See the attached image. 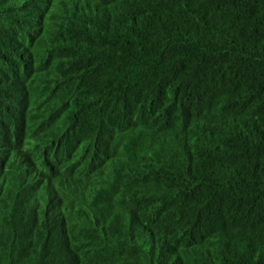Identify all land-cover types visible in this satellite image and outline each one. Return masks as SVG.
<instances>
[{
  "label": "trees",
  "instance_id": "16d2710c",
  "mask_svg": "<svg viewBox=\"0 0 264 264\" xmlns=\"http://www.w3.org/2000/svg\"><path fill=\"white\" fill-rule=\"evenodd\" d=\"M0 264H264V0H0Z\"/></svg>",
  "mask_w": 264,
  "mask_h": 264
}]
</instances>
